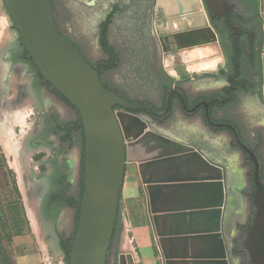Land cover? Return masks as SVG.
I'll return each mask as SVG.
<instances>
[{
    "label": "flooded vegetation",
    "instance_id": "af4514ba",
    "mask_svg": "<svg viewBox=\"0 0 264 264\" xmlns=\"http://www.w3.org/2000/svg\"><path fill=\"white\" fill-rule=\"evenodd\" d=\"M227 2L233 6L229 16L211 20L218 40L206 46L184 48H179L174 34H168L171 27L159 0L82 3L79 9L94 15L99 49L96 62L90 61L60 30L57 18L56 23L62 37L99 73L104 86L129 106L139 108L133 114L141 116L153 130L172 140L195 144L216 161L228 163L229 167L220 163L226 171L235 170L239 164L246 169L248 182L252 181L253 203L255 166L248 150L259 160L260 178L263 170L260 150L264 145V6L260 0ZM211 48L216 52L214 56L190 59L195 50ZM216 60L218 63L212 69L190 72L187 65L189 62L194 68ZM123 61L126 63L122 72L129 83L125 93L111 86L104 77V71L116 69ZM0 74V109L12 108L8 121H15L13 116L20 106L32 109V116L34 108L43 111L38 127L32 123L22 135L20 148L31 152V162L37 154H46L39 164L45 170L35 173L32 185L37 200L35 216L41 225L50 223L59 231L61 207L76 208L80 216L85 187V135L81 116L44 79L20 36L0 48ZM114 110L122 109L116 106ZM74 149H79V157L68 156ZM228 184L230 193L238 188L237 183L232 186L228 180ZM249 218L234 231L233 264H253L245 248L253 226ZM65 241L67 237L60 236L59 246Z\"/></svg>",
    "mask_w": 264,
    "mask_h": 264
},
{
    "label": "water",
    "instance_id": "95a60500",
    "mask_svg": "<svg viewBox=\"0 0 264 264\" xmlns=\"http://www.w3.org/2000/svg\"><path fill=\"white\" fill-rule=\"evenodd\" d=\"M2 1L44 79L82 119L85 187L69 264H108L129 162L138 166L163 264H233L226 233L230 189L225 168L195 144L160 135L133 114L139 108L108 90L60 34L51 0ZM159 3L179 48L216 42L211 20L233 10L227 0ZM116 106L122 110L115 111ZM248 151L255 166L256 212L245 248L253 264H264V184L259 160ZM118 264H135L133 255L121 252Z\"/></svg>",
    "mask_w": 264,
    "mask_h": 264
},
{
    "label": "rangeland",
    "instance_id": "374dc122",
    "mask_svg": "<svg viewBox=\"0 0 264 264\" xmlns=\"http://www.w3.org/2000/svg\"><path fill=\"white\" fill-rule=\"evenodd\" d=\"M92 1L53 0L60 30L82 49L90 61L96 62L99 58V49L96 46L94 15L85 14L79 9L82 3H92ZM18 37L19 34L9 17L4 3L0 0V48L3 47L4 43L11 44L15 42ZM215 54L216 52L213 48L204 51L195 50L190 55V59L203 60ZM125 63V61L120 62L116 69L108 72L104 71L106 82L111 86L117 87L123 93L127 92L126 86L129 85L127 78L122 72ZM217 63L218 60L213 61L211 64L207 63L208 65L206 64V66L211 67L212 65L214 68ZM128 64L127 62L126 65ZM187 65H189L190 72L205 70L202 69L205 64L194 68L190 67L191 63L189 62H187ZM1 77L2 74H0V81ZM11 109L10 107L8 110L0 109V264H21L22 259H25L26 264H45L47 253L52 259V264H60L61 262L62 264H69L70 256L67 257L62 247L59 246L58 238L64 235L67 237L68 243L73 244L80 216H78L79 214L77 215L76 208L61 207L58 212L61 215L59 231L54 228L53 224L41 225L39 218L37 217L36 219L33 216L30 203L33 202L34 204L37 201L36 192L32 189V185L35 184V173L39 170H45V166L39 164L43 161L46 154H37L36 158L34 157V162H31V152L20 150L22 135L27 132L32 123H35L38 127L43 111L40 108H34L35 115L32 116V109L20 106L13 116L15 121H8L12 112ZM11 123L15 124L16 127L12 126ZM6 128L13 132L12 136L8 134ZM15 128H17V131L14 133ZM17 144L19 145L17 146L19 148V156L14 152V146ZM205 152L209 154L207 151ZM68 156L79 157V149H74L72 154ZM226 165L229 167L228 163ZM132 176H136L138 179L137 183L140 185L138 166L129 162L126 167L124 183L126 180H131ZM247 177L249 178L250 176ZM251 182H248L247 186L243 183V185L239 186V193L237 192L238 201L236 203L237 211L239 212L236 213L238 217L233 214L234 201L232 197L234 194L233 192L230 193L226 233L231 246L233 245L234 231L245 221L246 216H250L251 222L254 219L256 208L251 200V188H253ZM123 198L124 196L120 200V226L112 243L108 264H118L121 252L132 254L135 264H143L138 254L132 229L140 226L143 222L147 214L146 204L139 197L129 200ZM126 242L128 247L125 249Z\"/></svg>",
    "mask_w": 264,
    "mask_h": 264
},
{
    "label": "crops",
    "instance_id": "0c3cea01",
    "mask_svg": "<svg viewBox=\"0 0 264 264\" xmlns=\"http://www.w3.org/2000/svg\"><path fill=\"white\" fill-rule=\"evenodd\" d=\"M208 155H210V154H208ZM260 159L262 162V169H263L261 179L264 182V177H263V174H264V145L260 150ZM221 161L222 160H220L218 162L226 165V163H224V161L223 162H221ZM240 161H242V160H240ZM227 174H228L229 183L232 186L236 185V183H237V187H238L236 190L233 189V191H231L234 194V196H233V200H234V202H233L234 203L233 204V207H234L233 214L235 216H237L238 214L236 215V213H239L237 211L238 207L236 204L238 201L237 192L239 193V186H241L242 183L244 185L246 184V186L248 184L247 171H246V169H242V167L239 164L238 167L235 168V170L228 168ZM246 178H247V181L245 182ZM137 182H138V179L136 178V176H132L131 180L129 179L128 181L127 180L125 181V183L123 185L122 193H121L122 194L121 199L123 196H124L123 199H125V200H129V199L134 198V197L135 198L139 197L146 204L144 187L141 183H140V185H138ZM246 217H248V216H246ZM132 233H133V238L137 244L138 254H139L140 259L143 262V264H163L162 259H161V255H160L158 247H157V242L155 240V235L153 233V229H152L148 214L145 215V218L143 219V222L141 223L140 226L133 227ZM191 251H192V249H190V252ZM24 260L25 259H22L21 264H26V262ZM60 264H62V262Z\"/></svg>",
    "mask_w": 264,
    "mask_h": 264
},
{
    "label": "trees",
    "instance_id": "16d2710c",
    "mask_svg": "<svg viewBox=\"0 0 264 264\" xmlns=\"http://www.w3.org/2000/svg\"><path fill=\"white\" fill-rule=\"evenodd\" d=\"M253 205L255 207L254 199H253ZM119 226H120V207H119L118 220H117L115 232H114V235H113L112 243L114 241V238H115V235H116V232H117ZM112 243H111V245H112ZM61 247H62V250L67 255V257H69L70 254H71V251H72V243L70 244V243H68V241H65Z\"/></svg>",
    "mask_w": 264,
    "mask_h": 264
},
{
    "label": "bare ground",
    "instance_id": "6f19581e",
    "mask_svg": "<svg viewBox=\"0 0 264 264\" xmlns=\"http://www.w3.org/2000/svg\"><path fill=\"white\" fill-rule=\"evenodd\" d=\"M194 54H195V53H194ZM207 65H208V64H207ZM210 68H213L212 65H211V67H207L206 64H205V65H203V67H202V69H210ZM22 126H23V125H22ZM6 131L8 132L9 135L13 134V132H12L9 128H6ZM6 131H5V132H6ZM11 136H12V135H11ZM11 138H12V137H11ZM6 141H7V140H6ZM17 146H19V145L17 144L16 146H14V148H15L14 152H15V154H16L17 156H19L20 153H19V148H18ZM20 149H21V148H20ZM30 206L32 207L33 216H35V206H34L33 202L30 203ZM35 218H36V216H35ZM127 247H128V243L126 242L124 248L126 249Z\"/></svg>",
    "mask_w": 264,
    "mask_h": 264
},
{
    "label": "built area",
    "instance_id": "2783aa9c",
    "mask_svg": "<svg viewBox=\"0 0 264 264\" xmlns=\"http://www.w3.org/2000/svg\"><path fill=\"white\" fill-rule=\"evenodd\" d=\"M155 240H156V238H155ZM156 242H157V240H156ZM46 256H47V258L45 260V264H52L53 263L52 259H51V257L49 256L48 253L46 254Z\"/></svg>",
    "mask_w": 264,
    "mask_h": 264
}]
</instances>
